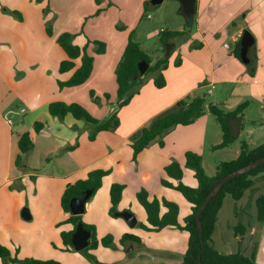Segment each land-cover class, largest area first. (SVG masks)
<instances>
[{
  "label": "rangeland",
  "instance_id": "obj_1",
  "mask_svg": "<svg viewBox=\"0 0 264 264\" xmlns=\"http://www.w3.org/2000/svg\"><path fill=\"white\" fill-rule=\"evenodd\" d=\"M68 1L70 8L75 9V11L67 15V13L59 11L58 8L62 3ZM147 1L149 0L144 1L142 16L133 26L135 31L132 38L139 43L144 52L153 60H156L158 57L166 55V51L163 52L159 43L158 32L163 29H180L185 25V15L181 11V13L178 12V10H181L179 0H163L158 5L146 7ZM126 3L130 5L131 2ZM128 9L114 0H0V118L4 121L0 123V137L6 135L8 139L12 140L15 148H17V135L21 132L31 131L34 137L32 150L26 153L22 161L12 167V171L9 172L11 180L7 183V186L10 187V190L7 189L1 195L0 206L10 210L9 206L12 204L20 205L18 202L24 203L20 207V216L25 222H31L32 219L26 220L22 217L21 212L23 208H27L32 214L30 203L35 199L39 208L49 205L46 209L48 218L55 217L57 213L60 215L63 213L60 207V198L58 199L59 196L56 195L54 190L47 191L45 195L39 193L36 197L34 196L37 187L40 192V184L49 183V180L39 177L36 182L35 175L57 176L70 170L73 172L79 169L77 164H64L71 158L70 155L75 145H69L68 142L62 141L59 134H55L57 126L55 124L53 126L45 124V120L42 118V114L45 116L48 114L45 100L49 98L52 100L58 99L66 92L64 88L59 89L57 87V80H63L62 76H66V73H60L58 70L60 62L66 56L56 39L62 32H69L74 35L72 38L73 43L85 45L88 42V46L93 48L95 47L92 43L93 40L106 41L97 37L94 31L92 18L98 16L96 11L99 10L101 15L111 16L119 29L124 25L126 27V20L121 16L128 14ZM147 14L149 17H146ZM67 22H70L71 31L64 29ZM83 23L84 26H82ZM73 24L77 25L73 27ZM189 25L191 29H196L195 23ZM47 27L51 28V35L47 33ZM250 31L256 33L253 28ZM185 39L171 38L168 41V46H173L175 43L177 47L182 45L186 50ZM177 55L178 53L174 57L168 55L167 59L169 61L171 59L175 65ZM241 64L244 68L251 69L250 63ZM151 76H153V73H148L145 80ZM232 86L233 84L216 85L211 89L214 91V95L208 96L206 103L212 101L225 111L231 110V108L234 109V106H229L230 102H227L230 99L228 93H230ZM66 88L68 89L65 90H73L69 87ZM93 92L94 98L89 95L86 88L84 91L73 92L64 97L65 99H75L71 98L72 96L79 97L76 98L78 101H72L81 104L91 115L98 116V119L103 121L102 116L105 107L107 108L109 104L108 99L105 98V95L95 92V90ZM85 100L90 102V106L85 104ZM242 101L249 102L242 121L243 131L228 145L214 148V145L222 140V130L215 116L206 109L200 116L205 123L203 124L206 132L205 137L198 143L189 140V145L196 148L195 152L201 156L203 168L209 176L215 174L216 167L221 161L234 159L238 155L242 141H249L251 146H257L264 142V101L257 95L252 94L243 98ZM113 105L111 104L108 107L111 109ZM31 107H36L37 110L30 111ZM32 119L43 123L44 128L41 132L36 133L34 131ZM250 120H254V122ZM80 122L82 124L81 131L74 141L79 143L80 160L87 162L88 159L85 157L89 156V149L95 146L98 141H90L88 138L93 125L84 119H80ZM170 130L163 134V139ZM189 130H186L188 136L191 133L193 134V130ZM198 132L195 133L198 134ZM184 140L186 138L182 136L176 139L180 143ZM7 143L8 141L5 144H0L2 151L8 147L9 143ZM170 146L169 144L168 147ZM139 166L138 160L135 162L127 159V167L134 172V180L139 179V173L135 174V170ZM181 166L183 167V164ZM68 168L69 170L66 172ZM5 171L6 163L0 153V175ZM23 172H29L31 175L24 176L22 175ZM261 174L252 178V185L243 192L239 199L235 200L229 195L224 198L223 204L217 213L216 228L212 235L213 240H211V244L220 253L227 254L228 252L240 251L246 256L252 255L256 264H264V219L259 220L257 218L256 206V199L260 195H264V174ZM183 175L184 177L187 175V181L196 182L191 171L184 167ZM120 183L125 185V189L119 207H124L125 210L132 212L134 215H139L140 220L138 219L136 225L131 227L125 223L126 221L122 217L110 216L107 212L103 213L100 200L96 201L93 196L87 200L88 209L81 214L82 220L85 222L89 218L95 221L93 225L101 231H104L105 228L112 229L115 232L109 233L116 235L115 237H119V231L125 224L127 230L130 231L128 233L137 235L142 239L140 244L126 242L125 245H122L125 259L117 264H176L177 261L181 262L186 250L187 233L178 228H165L154 232L142 230L143 228L139 224L145 222L146 214L135 199V185ZM26 184H31V186L28 188ZM155 187L163 190L160 185L155 184ZM172 192L179 194L176 191ZM181 198L185 204V199ZM33 209L36 211L35 207ZM43 210L44 208L41 209V212ZM179 214L180 216L184 215L182 208ZM240 226L243 230L239 232L238 228V232L234 234H245L241 237L242 239L235 238L233 234V229L235 230L236 227ZM66 229L64 225L57 227L58 233ZM53 230L54 228H52ZM252 230H255L254 235L250 232ZM114 244L117 245L115 241ZM92 250H89V252L94 255L95 260L88 259L82 253L80 254L86 258L87 264H103L100 263ZM70 253L79 256V252L74 249ZM2 263L5 262L2 260ZM65 264H73V262H65Z\"/></svg>",
  "mask_w": 264,
  "mask_h": 264
},
{
  "label": "crops",
  "instance_id": "obj_2",
  "mask_svg": "<svg viewBox=\"0 0 264 264\" xmlns=\"http://www.w3.org/2000/svg\"><path fill=\"white\" fill-rule=\"evenodd\" d=\"M114 1L119 2L121 5L129 8L128 14L121 16L126 20V27L124 25V27L122 26L118 29L115 25V20L111 16H104L103 14L101 15L99 13L97 16V14H95L97 17L92 18L94 31L97 37L106 40V50L104 53L98 54L94 51V47L92 48L87 46V53L94 57L93 68L90 77L81 85L69 87L73 90H65L68 88L64 87V91L66 92L63 96L58 97V99L52 100L49 98L45 100L47 112L49 102L54 100H62L65 102L78 101L76 98L79 97L72 96L71 98L75 99H65L64 96H67L73 92L84 91L85 88L88 90V92H90V90H95V92L101 95L106 94V92L109 93L110 97L108 99V106L115 102L117 89L115 81V67L128 41L129 32L134 30V24L138 19H140V16H142V11L145 4L144 1L146 0ZM126 2L131 3L128 5ZM58 10L67 13V15L75 11V9L70 8L69 1L67 3H62ZM178 12H180V10H178ZM146 17H149L148 14ZM190 23H195V30L190 28ZM184 24L185 25L183 27L175 30H182L186 26L190 28L189 34L184 40L186 50H184L182 45L177 47L175 43L173 46H170L169 55H171L170 57H174L178 53L177 60L179 61V65H174L173 61H171V59L169 61L168 59V66L162 71L165 78V85L161 88H157L154 85L153 76L146 79L141 85L138 93L132 97L130 102L118 109V126L112 131H99L95 138L90 140L98 142L95 144V146H92L89 149V156L85 157L88 159L87 162L80 160L81 151L79 150V143H75L74 141L78 136V133L81 131L82 124L80 119H75L70 114H67L64 117L52 116L49 114V112L46 114V116L42 114L45 124L52 126L55 124V126H57L55 134L57 135L58 133L62 138V141L68 142L69 145H75L73 147V152L70 155L71 158L64 164H77V168L79 167V169L72 172L71 170L68 171V168L66 170V172L68 171L67 173L57 176L47 174L35 175L36 182L38 177L49 180L48 184H46V182L45 184H40V192L38 191V187L35 189V197L39 193L45 195L47 191L54 190L56 195L59 196V199L64 188L68 184L73 183L77 179L85 178L90 170L96 168L111 169V172L102 178L101 186L93 195V199H96V201L100 200L103 213H109V188L111 183L114 181L119 183L124 182L125 184L135 185V192L141 188H146L149 197L166 198L176 202L179 209L178 221L183 223V218L191 212V204L178 190L173 187L163 185L161 180L164 178L173 184L177 183L175 179L167 176L164 169V167L170 162L177 161L179 164H183L185 169L191 171L192 176L196 181L195 183L189 182L187 181L188 179H186L187 175L184 177L182 174V182L191 187L197 186V180L193 175V171L185 167L184 163L185 152L193 150V152H195L197 150L196 148L189 145V140H194L198 143L206 135L204 130L205 126H203L205 123L203 122L202 118L198 117L193 123L188 125H177L171 128L168 134L164 136L163 145H159L157 141H154L148 147L140 151L135 160V162L138 160L140 163V166L135 170V174L139 173L138 180H134V172H132L130 168L127 167V159H131L133 161L130 136L141 126L147 124L154 116L165 111L175 102L189 94L200 93L201 95L205 96L207 101L208 96L214 95V91L211 89L216 85L233 84L230 89V93H228L229 98L231 99H228L229 101H227L230 102L229 106L235 107L243 100V98L249 96L250 94L257 95L264 101V0H195L193 15L191 17H185ZM76 25L77 24H73V27ZM82 26H84V23ZM252 28L255 29V34L250 31ZM64 29L71 31L70 22L65 24ZM245 29H248L254 38V44L251 46L249 51L251 69L246 67L244 68V66L241 64L244 62H242L241 59H238L233 54L234 45L236 41L241 38V34ZM77 45L83 46L78 43ZM154 61L155 60L152 59V62ZM79 64L80 60L76 59L75 67L79 66ZM72 72L73 69L60 73H66V76H62V78L63 80H67L71 76ZM57 87L59 88L58 85ZM85 102V104L90 106V102H88V100H85ZM210 103L214 104L212 101H210ZM206 104H209V102ZM108 106L104 109V115L102 116L103 119L109 116L110 108ZM36 107H31L30 111H36ZM206 111H208L207 105ZM244 113L241 115L242 121L245 116ZM95 118L98 119L99 117L97 116ZM1 119L2 118H0V123H3L4 121ZM32 120L34 124L36 120ZM250 121L254 122V120ZM43 128L44 125L39 132H41ZM187 129L193 130V134L189 133L190 136H188V132L186 131ZM196 131H199L198 134L195 133ZM242 131L243 126L241 122L238 136ZM28 132L33 139L34 146L33 133L31 131ZM18 136L19 134L17 135V141ZM180 136L185 137L186 140L182 141L181 143L177 142L176 139H178ZM7 141L9 143H7L8 147L5 148L4 151L0 149V153L2 154L6 163V171L2 172L0 175V197L7 191V189L10 190V187L7 186V183H9L11 180V174H9V172L12 171V167L17 165L16 157L19 154L18 145L17 148H15L10 138L8 139L6 135H1L0 144H5ZM247 142L250 145V142ZM169 144L171 145L170 147H168ZM24 155L25 154L22 155V158ZM23 166L25 167V165ZM144 171L145 173H143ZM22 175L30 176L31 173L23 172ZM16 178L18 177L16 176ZM156 178L157 181L155 182ZM155 184L160 185L163 190L155 187ZM26 185L28 188L31 186V184ZM172 191H176L179 194H175ZM180 194L181 197L185 199V204L180 197ZM120 201L117 206V212L126 209L124 207H119ZM18 203L20 205L12 204L9 206L10 210H7L6 207L0 206V244L5 245L10 250L11 256H17L19 259L27 257L42 260L54 259L61 261L62 264H65V262H73V264H87L85 261L86 258L80 253L78 254L79 256H76L75 253H70L72 249L64 245L61 238V232L58 233L57 227L60 225H64L67 228L66 230L62 231H68L72 229V225L70 223L63 222L69 213H65L61 208L63 212L61 215L57 213L55 217L51 216L48 218V211H46V209L49 207V205L47 204L42 207L44 210L41 212L42 208L37 207L35 199V201L30 203L32 214L30 211L29 213L31 216L30 219H32V221L25 222L20 216V207L24 203ZM138 204L142 207L139 202ZM33 207L36 208V211H34ZM181 208L182 212H184V215L180 216L179 213ZM87 209L88 204L86 202L84 211ZM165 210L166 208L162 207L161 212L163 213ZM138 216L139 215H135L136 224L139 219ZM144 221V223H146V218ZM85 223L93 225L95 224V221L88 218L85 220ZM126 227L127 226L125 224L122 226L121 231H119V237H115L116 235L109 233L115 232L112 231V229L105 228L104 231H101L98 229V227H95L97 238H101L106 234H111L113 241L117 243V245L114 244V248L99 245L97 248L92 250V252L96 254L100 263L117 264L121 263L122 260L124 261L125 255L122 250L124 248L120 244L119 239L121 238L122 234L130 232ZM52 228H54L53 231ZM144 231L154 232L148 230ZM181 231L187 233V242L185 247L187 249L189 234L185 230ZM250 232L253 235L255 234V230ZM234 233L235 230L233 229V234ZM244 235L234 234L235 238L238 239H242L241 237ZM141 242L142 239L140 238V242L136 243L140 244ZM0 261V264H6L2 263L1 259ZM180 263V261H177L176 264ZM13 264L24 263L16 262Z\"/></svg>",
  "mask_w": 264,
  "mask_h": 264
},
{
  "label": "trees",
  "instance_id": "obj_3",
  "mask_svg": "<svg viewBox=\"0 0 264 264\" xmlns=\"http://www.w3.org/2000/svg\"><path fill=\"white\" fill-rule=\"evenodd\" d=\"M97 1V0H96ZM146 7H149L147 1ZM99 13V10L96 11ZM46 31L51 35V28L47 27ZM134 30H131L128 35V41L124 47L122 55L115 67V81L117 85L115 103L118 109L130 102L132 97L138 93L141 85L145 81V76L148 73H153V82L157 88L165 85V78L162 71L168 66V55L170 53V46L168 41L171 38H186L189 34V27L182 30H168L163 29L158 32L159 43L162 46L163 52L166 55L158 57L154 62L152 58L144 52L139 43L133 40ZM73 34L69 32H62L58 35L56 41L64 51L66 58L59 64V71L66 72L73 69L71 76L67 80H57L59 88L73 87L83 84L89 77L93 68L94 57L87 53V44L79 46L72 42ZM94 51L98 54L104 53L106 44L100 40H93ZM166 49V50H165ZM240 39L236 41L233 54L240 59ZM79 59V66L75 67V60ZM146 60L149 66L142 76L134 77L138 73V61ZM179 65V61L175 62ZM90 96L94 98V92L90 90ZM105 98L109 99V94H104ZM206 98L200 93H192L175 102L171 107L165 111L154 116L147 124L141 126L138 130L130 136V145L132 147V158L135 161L138 153L144 148L148 147L152 142L157 141L159 145H163V134L169 129L177 125H188L193 123L206 109ZM249 102L243 101L234 107L232 110L225 111L218 105L209 103L207 110L215 116L217 122L220 124L222 130V140L214 145V148H219L228 145L233 138L230 135V129L227 126V120L232 115H243ZM117 109V110H118ZM117 110L112 112L106 119L100 121L92 116L81 104L77 102H65L62 100H54L48 104V112L52 116L64 117L70 114L75 119H84L93 125V128L88 136L93 140L99 131L114 130L119 120L117 117ZM43 127V123L39 121L34 122V130L39 132ZM17 145L19 154L16 157V164L22 161V155L30 152L33 148V139L28 131H23L18 136ZM264 155V142L257 146H251L247 141H242L238 155L231 160L221 161L217 167L214 175L209 176L205 173L202 165L201 156L193 151L185 152L184 166L193 171V175L197 180V186L191 187L182 182L183 169L177 161H172L167 164L164 169L167 176L175 179L176 184H173L167 179H162L161 183L165 186L173 187L178 190L184 198L191 204V212L183 218V223L178 221V204L166 198L149 197L148 191L141 188L136 192V199L142 205L146 212V223L139 225L148 231H158L165 227H174L188 232V244L180 264H256L253 256H246L242 252L237 251L230 254L220 253L212 244V234L215 229L217 213L222 206L224 198L229 195L231 198L239 199L243 192L252 185V177L261 173L264 174V163L249 170L246 173L237 175L224 183L219 191L210 199L206 207L200 214V221L203 227V241L201 243L199 237V229L195 220V215L200 207L203 199L214 186L216 179L227 174L228 172L249 164L257 158ZM111 169L96 168L90 170L85 178L77 179L73 183L68 184L60 197V205L65 213H69L63 222L70 223L72 229L68 231H61V238L66 245L74 249L71 244V234L74 232L76 225L81 223L84 228L90 230V243L87 247L78 251L85 257L95 260L91 249L97 248L99 245L106 247H114V241L111 234H106L101 238H97L95 227L92 224L85 223L81 214L74 215L70 213L69 202L73 197L78 196L82 191L91 189L92 197L94 193L102 184V178L109 174ZM124 184L119 182H112L109 188L110 207L109 214L115 216L117 206L122 196ZM257 218L264 219V195H260L256 199ZM162 207L166 210L162 213ZM243 230V228L236 227L235 232ZM121 245L126 242H140V238L130 233L122 234L119 239ZM0 259L6 264H13L21 262L24 264H62L54 259H36L32 257L19 259L17 256H11L10 250L0 244ZM199 261L201 263H199Z\"/></svg>",
  "mask_w": 264,
  "mask_h": 264
},
{
  "label": "water",
  "instance_id": "obj_4",
  "mask_svg": "<svg viewBox=\"0 0 264 264\" xmlns=\"http://www.w3.org/2000/svg\"><path fill=\"white\" fill-rule=\"evenodd\" d=\"M162 1L163 0H149L148 3L149 5H158ZM179 2L181 4L180 11L185 15V17H191L193 15L194 8H195V0H179ZM253 44H254V38L252 34L247 29H245L242 32L241 38H240L239 56H240L241 61L246 64L250 63L251 61L249 57V51ZM148 66H149V63L146 60L143 59V60L138 61V64H137L138 73L134 77L136 78V77L142 76L147 70ZM113 104H112L113 106L111 107L109 111V115L112 112H114L116 109H118L117 103H113ZM241 122H242V117L238 115H232L227 120V126L230 129V135L233 139L236 138L240 132ZM262 163H264V155L250 162L249 164L238 167L228 172L227 174L221 176L220 178L216 179L214 186L210 189V191L207 193V195L203 199L195 215V220H196V223L199 229V237H200L201 243L203 241V233H202L203 227L200 221V214L203 211V209L206 207L210 199L219 191L221 186L224 183H226L229 179L237 175L246 173L249 170L257 167L258 165ZM90 194H91V189H86L82 191L78 196L73 197L69 202L70 213L74 215L82 214L85 210V204L87 200L89 199ZM21 215L25 219H30L31 217L29 210L27 208H23ZM115 216L122 217L126 221V223L131 227L136 224L135 215L128 210L118 211L115 213ZM90 235H91L90 230L84 228L81 223H78L76 225L74 232L71 234V237H70L71 244L74 250L80 251L83 248L87 247L90 243ZM199 263L201 262L199 261Z\"/></svg>",
  "mask_w": 264,
  "mask_h": 264
},
{
  "label": "built area",
  "instance_id": "obj_5",
  "mask_svg": "<svg viewBox=\"0 0 264 264\" xmlns=\"http://www.w3.org/2000/svg\"><path fill=\"white\" fill-rule=\"evenodd\" d=\"M225 46H227V45H225ZM22 111H24V109H22ZM11 121V120H10Z\"/></svg>",
  "mask_w": 264,
  "mask_h": 264
}]
</instances>
